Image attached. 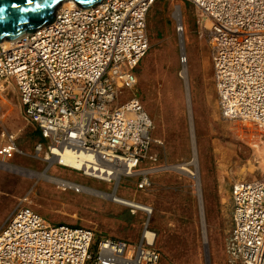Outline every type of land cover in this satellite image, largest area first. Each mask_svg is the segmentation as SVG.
<instances>
[{"label": "built area", "instance_id": "built-area-1", "mask_svg": "<svg viewBox=\"0 0 264 264\" xmlns=\"http://www.w3.org/2000/svg\"><path fill=\"white\" fill-rule=\"evenodd\" d=\"M155 1L102 0L89 9L74 3L61 7L51 24L0 43V89L16 86L25 119L46 142L38 151L51 157L57 147L79 149L89 155L84 173L130 170L152 156L153 123L142 100L116 99L135 82L134 70L150 49L147 15ZM187 1L211 23L223 115L264 126V0ZM16 148L10 136L0 155L12 157ZM139 180V189L149 187ZM232 200L227 250L241 264H264V176L234 183ZM149 230L153 237L142 233L138 242L96 239L89 227L50 224L20 208L0 230V264H158L156 232Z\"/></svg>", "mask_w": 264, "mask_h": 264}, {"label": "rangeland", "instance_id": "rangeland-1", "mask_svg": "<svg viewBox=\"0 0 264 264\" xmlns=\"http://www.w3.org/2000/svg\"><path fill=\"white\" fill-rule=\"evenodd\" d=\"M176 4L183 12V41L174 16ZM197 17L196 6L187 0L154 2L147 15L150 49L134 70L135 82L123 88L118 98L122 103L139 97L155 122L151 154L156 160L142 162L131 176L121 180L117 190L118 195L150 206V214L0 167V230L20 208L38 212L51 224L89 227L96 239L104 236L137 242L148 221L157 234L158 264H238L226 253L233 217L231 188L236 181L264 176V128L222 117L207 39L209 24L207 20L198 23ZM181 48L188 56V87L179 74ZM192 128L198 178L171 167L192 161ZM9 135H13L17 149L10 158L0 155L1 162L45 171L91 189H113L42 158L45 154L36 151V144L46 142L38 127L25 119L13 86L0 94V148L9 143ZM142 171H148L153 182L146 190L138 188Z\"/></svg>", "mask_w": 264, "mask_h": 264}, {"label": "bare ground", "instance_id": "bare-ground-1", "mask_svg": "<svg viewBox=\"0 0 264 264\" xmlns=\"http://www.w3.org/2000/svg\"><path fill=\"white\" fill-rule=\"evenodd\" d=\"M74 3L75 2L73 0H66V1L62 2L60 4V6L62 5L61 7H66V6L69 7L70 5H73ZM60 6L57 9L58 11H60V8H61ZM197 10H198V17H197L198 23H201V22H203L205 20L208 21V23H207V24H209L208 25V30H207V39H208V33L210 31V26H211V23H210V21L208 19L209 17L207 16V14H204L200 9L197 8ZM58 11H56V14H57ZM181 13H182L181 6L179 4H176V9H175V12H174V16L179 21L178 30L180 32V37H181V39L183 41V35L182 34L185 33V25H184L183 21H181V19H180L181 18ZM147 30H148V23H147ZM261 39L264 41V38L261 37ZM248 40L253 42L254 36H249ZM11 42L12 41L4 40L3 42H1V44L9 45ZM208 46H209L210 54H211L212 72H213L214 84H215V88H216L217 96H218V106H219V110H220V113H221L222 117H225L223 115V112H222L223 109H222V105H221L220 92H219V90L217 88L216 81H215V74H214V69H213V56H212V50H211V47H210V42H208ZM179 60H180V63H181V68H180L179 74H180V76H182L184 78V80L186 82V85L188 87V75H187V71H188V56H187L185 48H183V49L181 48V55L179 57ZM221 70H223V67L221 68ZM223 71H225V70H223ZM12 86L15 88V90L18 93V98H19L20 105H21L20 94H19L16 86L14 84H12L8 88H10ZM8 88H6L5 90L0 89V94L2 92H5ZM118 98H119V96H118ZM118 98L116 99V104H121L119 102ZM187 100H188V104L190 105L189 91H187ZM21 107H22V105H21ZM146 112L150 116L151 121L153 123L151 137H152V141L154 142V140H155V138H154L155 122H154L153 118L151 117V115L149 114V112L147 110H146ZM227 119H229V118H227ZM232 120H234V119H232ZM236 120H241V119H236ZM242 121H246V122H250V123H254V124H259V123H255V122H251V121H247V120H242ZM259 125H261V124H259ZM261 126L264 128L263 125H261ZM10 136H13V135H9L8 138ZM38 143L36 144V151L38 153L41 152V153L45 154V157H42V158L50 160L51 163L57 162L59 164H62V166L64 165V166L70 167L72 169L78 170L80 172H82L80 169H82L84 167L85 156L89 157V155H85V153H83V151H81L79 149H73V148H70L68 146H64L62 148H60V147L54 148L53 151H54L55 154L53 156L49 157V156H47V153L45 151H38L37 150ZM192 143H193V159H192V161H190L188 163H186V162L185 163H179V164L173 165L171 167L176 169V170H178V171H180V172H182V173H186L188 175H192L195 178H198L199 174H198V170H197L196 147H195V139H194V134H193V128H192ZM15 152H16V150H15ZM15 152H14V154H15ZM14 154H13V156H14ZM150 155H152L151 154V148H150ZM155 160H156V156H148L143 162H145L147 164L149 161L151 162V161H155ZM262 163H264V160H262ZM191 164L194 165V168H192L190 166ZM0 167H2L4 169L11 170V171H18V172H21L23 174H27V176H29V177H36V178H40V179L52 180V181L58 182L60 184L75 188V189L91 192V193L97 194L99 196H102V198L105 199V200L109 199V200H111L113 202L126 204V205H130V206H135L137 208H140L141 210H144L146 212V215L150 214V212L152 211V208L150 206L146 205L145 203H143L141 201H138V200L132 199V198H127V197H124V196H121V195L117 194V190H118V187H119V184H120L121 180L124 177L131 176L134 173L135 169H136L135 167H132L130 170H127L126 168H122V170L119 171V172L118 171H116V172L107 171V170H110V169L106 168V167H105L106 171L98 169V171H96V172H93V171L90 172V170H92V168H87V169H85L86 173L82 172L88 178L95 179V180H98L100 182L107 183L109 186H111L113 188L109 192L104 191V190L94 189L93 187H92L93 189H91V187H89L88 185H82V184L80 185L79 183H75V181H72V180H69V179L54 178L49 173H46L45 171L34 172V171H30V170H25V169H22L20 166L12 165L10 163H5V162H1V161H0ZM91 174H93V175H91ZM141 176H143L144 178H146L149 181L150 185H149L148 188H150L152 186L153 182L151 180V177L149 176L148 171H142L141 172ZM236 182H234V183H236ZM148 188H146V189H148ZM146 189H144V190H146ZM231 191H232V188H231ZM147 219H148V217H147ZM47 223H49V222H47ZM144 223L145 224H144L143 231L141 232V236H142V233H145L144 235H146V237L148 239L152 238L154 233H152L149 230L150 229L149 228V222L146 221ZM232 226H233V217H232ZM231 231H232V228H231ZM231 231H230V233H231ZM141 236H140L139 240H141V238H142ZM155 236L157 238V234ZM227 241H228V239H227ZM132 242H136V241H132ZM154 244L156 245V239L154 240ZM226 253L230 257L231 261L236 262L238 264H241V261L232 260L231 255H230L229 251L227 250V243H226Z\"/></svg>", "mask_w": 264, "mask_h": 264}, {"label": "water", "instance_id": "water-1", "mask_svg": "<svg viewBox=\"0 0 264 264\" xmlns=\"http://www.w3.org/2000/svg\"><path fill=\"white\" fill-rule=\"evenodd\" d=\"M66 0H0V43L18 40L54 22L56 11ZM89 9L102 0H73Z\"/></svg>", "mask_w": 264, "mask_h": 264}, {"label": "crops", "instance_id": "crops-1", "mask_svg": "<svg viewBox=\"0 0 264 264\" xmlns=\"http://www.w3.org/2000/svg\"><path fill=\"white\" fill-rule=\"evenodd\" d=\"M180 6H181V5H180ZM181 8H182V7H181ZM182 13H183V12H182ZM182 13H181V15H182ZM182 16H183V15H182ZM182 16H181V17H182ZM175 18H176V17H175ZM140 236H141V234H140ZM140 236H139V238H140ZM134 237H135V235H134ZM130 238H132V237L130 236Z\"/></svg>", "mask_w": 264, "mask_h": 264}]
</instances>
